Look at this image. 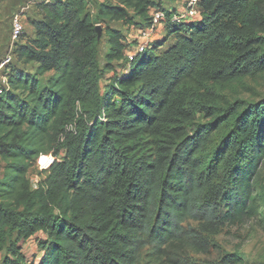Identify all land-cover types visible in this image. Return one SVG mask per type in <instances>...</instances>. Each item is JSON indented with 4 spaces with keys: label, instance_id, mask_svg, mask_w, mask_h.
<instances>
[{
    "label": "trees",
    "instance_id": "trees-1",
    "mask_svg": "<svg viewBox=\"0 0 264 264\" xmlns=\"http://www.w3.org/2000/svg\"><path fill=\"white\" fill-rule=\"evenodd\" d=\"M36 4L34 34L17 43L0 88L3 264H189L209 252L208 225L258 216L264 90L227 91L264 76V0H200L187 23L156 0ZM152 8L166 12L167 39L128 61L115 24L146 28ZM49 154L33 188L29 171ZM37 234L39 259L28 262L18 243Z\"/></svg>",
    "mask_w": 264,
    "mask_h": 264
},
{
    "label": "rangeland",
    "instance_id": "rangeland-1",
    "mask_svg": "<svg viewBox=\"0 0 264 264\" xmlns=\"http://www.w3.org/2000/svg\"><path fill=\"white\" fill-rule=\"evenodd\" d=\"M24 0H0V61L5 57L9 51L11 43V32H12V18L13 14L19 9V6ZM28 1V0H27ZM26 1V2H27ZM42 1V0H38ZM54 1V0H51ZM103 1V0H102ZM186 0H156L157 5L161 6L166 11L180 9ZM91 5L95 4V0H90ZM26 4V3H25ZM35 5V4H34ZM34 5L31 7L26 16H35ZM37 6V4H36ZM155 9H152L154 11ZM25 34L31 31L30 27L26 24L27 18L25 19ZM138 22H142L138 18ZM98 27L102 32L103 27ZM115 27L123 29L127 41L128 50H134L139 43L142 42L144 36L141 28L128 29V26L122 24H115ZM103 33V32H102ZM24 38V37H23ZM147 39L151 42L158 40L167 39L166 30L164 25H160L159 28L152 32ZM146 40V39H145ZM175 37L169 38L167 42L157 52L161 54L162 51L170 47L175 41ZM102 54L105 55L109 49L107 37L102 39ZM128 65L118 70L119 73L126 71ZM29 73L34 72L33 65L24 66ZM10 71V69H9ZM51 73H48L46 77H50ZM110 81L114 77V72L111 71L106 76ZM110 77V78H109ZM7 79V80H4ZM8 81V73L2 72L0 74V88L4 87ZM105 82V83H106ZM248 88H255L260 92L264 90V76L257 77L255 79H246L243 85L236 86L234 89L227 91L230 96H241L245 99L252 96V91ZM51 155V154H49ZM54 157V156H53ZM55 158V157H54ZM40 159V158H39ZM5 162L0 159V178L4 175ZM46 169L39 167V160L29 171V179L31 180L33 188H36L41 180H43L47 173ZM208 235L212 240V245L207 254H194L189 264H226L225 256L227 254L238 253L243 257L241 264H264V206L260 208V213L257 217L252 218L245 222L243 225H230V224H217L208 225L206 227ZM16 239V238H15ZM44 239L43 234H37L30 239L22 240L18 243L20 251L25 255L28 262L39 259L40 253V240ZM6 253H0V264H3L6 259ZM38 257V258H37ZM142 264H149L147 261Z\"/></svg>",
    "mask_w": 264,
    "mask_h": 264
},
{
    "label": "built area",
    "instance_id": "built-area-1",
    "mask_svg": "<svg viewBox=\"0 0 264 264\" xmlns=\"http://www.w3.org/2000/svg\"><path fill=\"white\" fill-rule=\"evenodd\" d=\"M47 2L49 0H46ZM38 0H28L26 4L22 5L20 9H18L12 18V32H11V43L9 46V51L5 55L3 59L0 61V74L4 71H9L10 66L15 58V48L17 43L22 39L25 33V17L29 12L31 7L38 3ZM200 0H186L184 4L181 6L178 13L173 16V21L180 23H187L192 21H197L200 17V9H199ZM155 9L154 11H150V15L152 17V23L150 26L142 29V34L144 36L141 43L137 45L134 50L127 51L126 56L128 61H133L138 54L143 53L146 49L151 46V40L147 39L149 35L154 31H156L160 25H164L166 21V12L163 9ZM151 9V10H152ZM98 27H100L98 25ZM146 39V40H145ZM4 72V73H7ZM4 80H7L4 78ZM41 158V157H40ZM55 158L53 155H46V160L44 162L39 159V167L41 169H49V167L54 162Z\"/></svg>",
    "mask_w": 264,
    "mask_h": 264
},
{
    "label": "crops",
    "instance_id": "crops-1",
    "mask_svg": "<svg viewBox=\"0 0 264 264\" xmlns=\"http://www.w3.org/2000/svg\"><path fill=\"white\" fill-rule=\"evenodd\" d=\"M26 18H27V23L26 24L30 27L29 30H31V31L27 34V36L25 37V39L22 40L23 42L27 40V37L33 36L34 30H35L34 26L32 25V22H31L32 19L34 18V16H32V15L29 14V16H26L25 19Z\"/></svg>",
    "mask_w": 264,
    "mask_h": 264
},
{
    "label": "bare ground",
    "instance_id": "bare-ground-1",
    "mask_svg": "<svg viewBox=\"0 0 264 264\" xmlns=\"http://www.w3.org/2000/svg\"><path fill=\"white\" fill-rule=\"evenodd\" d=\"M41 161L44 162L46 160V155L41 156Z\"/></svg>",
    "mask_w": 264,
    "mask_h": 264
},
{
    "label": "water",
    "instance_id": "water-1",
    "mask_svg": "<svg viewBox=\"0 0 264 264\" xmlns=\"http://www.w3.org/2000/svg\"><path fill=\"white\" fill-rule=\"evenodd\" d=\"M99 29V28H98ZM99 31H100V29H99Z\"/></svg>",
    "mask_w": 264,
    "mask_h": 264
}]
</instances>
